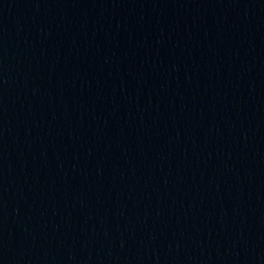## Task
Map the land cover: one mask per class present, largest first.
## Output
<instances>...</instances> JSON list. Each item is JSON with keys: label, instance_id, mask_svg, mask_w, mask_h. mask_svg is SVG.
<instances>
[{"label": "water", "instance_id": "1", "mask_svg": "<svg viewBox=\"0 0 264 264\" xmlns=\"http://www.w3.org/2000/svg\"><path fill=\"white\" fill-rule=\"evenodd\" d=\"M0 264H264V0H0Z\"/></svg>", "mask_w": 264, "mask_h": 264}]
</instances>
